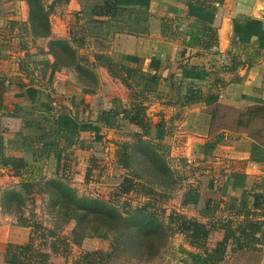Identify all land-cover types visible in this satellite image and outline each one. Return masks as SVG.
I'll use <instances>...</instances> for the list:
<instances>
[{
    "label": "crops",
    "instance_id": "0c3cea01",
    "mask_svg": "<svg viewBox=\"0 0 264 264\" xmlns=\"http://www.w3.org/2000/svg\"><path fill=\"white\" fill-rule=\"evenodd\" d=\"M11 2H18V14L15 10V14L8 18L12 25L9 32L6 34L0 29V34L8 36L10 42L16 40L14 47L19 54L27 53L36 43L37 48L40 42H45L50 49L47 45L55 37H67L65 30L61 31L52 24L50 36L34 39L28 25L27 0ZM70 3L74 4V12L69 14V19L72 16L76 19L75 14L81 10L80 1L71 0ZM142 18L143 31L139 34L112 31L106 38L101 35H88L82 39H85L88 49L96 55L95 62L101 61L105 64L109 60L114 67L121 68L120 70L126 72L123 78L132 88H138L135 79L138 76L155 77L156 81H149L146 88L157 87L160 97L156 98L152 94V100L144 103L149 106L148 110L155 106L160 111L165 106L180 109L175 115L182 124L187 125L189 134L194 136L195 175L196 182L199 183L196 187L200 193L197 205L199 213L208 211L207 201L208 206L215 209V212H224L231 216L257 213L259 222L264 221V0H151L148 14ZM198 20L206 21L217 30V46L208 49L183 43L184 38L190 37L185 36V31ZM105 43L107 49L104 54V51H99V44ZM5 46L0 44L2 48ZM2 48L0 71L9 81L4 95L6 109L1 116L4 153L8 158H21L34 165L37 177L39 174L43 177L42 173L48 169V164L53 165L54 173H60L66 156L64 152H53L49 156L41 154L36 158L34 147L25 146L23 140L44 132L27 126V121L43 120L46 116L55 114L62 123L77 126L80 137L84 140V137H88L85 134L87 131V134H96L106 130L113 121L114 124L124 123L123 119L122 122L119 119L112 120L118 113L107 101L117 98L121 100V96L107 93L101 96V101L105 103L101 104L103 109L100 108V113L103 110L109 111L106 113L109 123L102 119L99 121L101 123L98 120H88L89 113L86 116L85 109L82 114L87 119H80L81 106L84 108L90 101L85 103L86 99L92 96L90 93L74 90V68L63 66L55 74L60 79H67L64 85L55 86L57 95L54 96H57V103L51 97L53 93H48L45 87L53 79L49 53L37 60L33 57L24 60L23 56H18L16 62L17 55ZM5 52L8 53L4 54ZM22 62L26 67L24 70L21 69ZM95 64L98 66V62ZM128 69L132 72L130 77ZM38 70L40 74L37 73ZM27 71L32 77L30 80L27 79ZM95 71L101 85L102 79L109 80L103 77V72H98L97 69ZM189 84L202 90L207 95L206 98L190 105H184L182 101L175 103L176 100L183 99ZM129 101L135 103L131 97L128 98L127 102ZM216 103L237 109L240 122L238 125L234 122L222 127L213 136L210 111ZM165 113L159 112L160 115ZM220 132L223 137L215 142ZM54 141V137L45 138L48 144ZM207 142L214 143L209 153L206 152ZM92 145L90 143L85 147H75V163L89 165L91 154L87 153ZM0 167V176L16 179L18 183L23 180L14 174L11 164L4 165L0 162ZM0 228V264H11L5 261V245L9 242L28 243L32 228L11 222H3ZM262 229L264 230V225ZM87 242L85 240L82 247ZM51 256V262L59 261L60 264L62 258L63 263H66V259L60 255ZM259 264H264V247Z\"/></svg>",
    "mask_w": 264,
    "mask_h": 264
},
{
    "label": "rangeland",
    "instance_id": "374dc122",
    "mask_svg": "<svg viewBox=\"0 0 264 264\" xmlns=\"http://www.w3.org/2000/svg\"><path fill=\"white\" fill-rule=\"evenodd\" d=\"M11 1L13 0H0V29H3L6 34L12 28L10 19L8 18L13 13L15 14V10L18 14L19 5L17 0V3ZM54 1L55 0H42V3L44 4L45 11L47 10L49 12V19L52 22L51 24H53L55 28H59L61 31L65 30L67 33V37L55 38L68 39L70 42L69 46L58 44V49L56 48V50L54 49L53 51L51 48L49 49L46 47L45 42H40L37 48V43L35 44V47L32 46L28 51L29 53L19 54L14 47L16 40L10 42L9 37H5L2 34H0V44L6 45L5 47L8 46L7 48H3L8 50L9 53H15L17 55L15 58L16 62H18V56H23L24 60L25 58H28L29 60L30 57L36 58L35 60H37V58H42V56H50L49 62L51 63L52 61L51 75L53 79H51L52 83H46L47 85L45 87L48 93H53L51 96L53 100L57 97L54 96L57 95V89L55 86L60 84L64 85V82L67 80L57 77L55 75L58 72L57 70L62 69L63 66L74 68V73L76 74L74 76V81H72L74 90L77 92H84L85 94L87 92V94L90 93L92 96L90 97L91 99L89 97L86 99L87 101H85V103L89 100L90 101L84 105V108L81 106L80 119H87L84 113L82 114L83 109H85L86 116L89 113L88 120H98V123H101L99 122L101 117L109 112L108 110H103L102 113H100V108L103 109L101 104L103 105L105 103L104 101H101L103 93L121 96V100H118L117 98V100L114 101H107L109 105H112L111 108L118 113L117 116L112 118V120L119 119L122 122L121 119H123L124 123L114 124L113 121L111 124L109 123L107 128H105L106 130L103 132L100 131L96 132V134L95 132L87 134V131L85 133L88 136L84 137L86 138L85 146L90 143L93 144L91 150L87 153L88 155L91 154L89 165H84L83 162L75 163L77 159H74L73 153L70 158H65L63 161L60 173H54L53 165L48 164V169L43 171L45 173H42L43 177L39 174L36 178V182L43 178L48 179L57 176H64L69 183L77 189L80 195L99 196L106 200H111L118 207L126 210L144 205L147 202L154 204L149 205L148 209L155 211L164 224L166 226H171L172 228H170L166 234L165 243H163L164 245L161 247L160 253L155 257L153 256L148 259H142L132 251H127V253L121 254L117 257L113 264H193L194 259L189 252H194L198 250V248L193 246L186 234L178 229L177 218L180 214L196 217L203 222H207L208 226L212 228L216 224L213 228V232L209 235L207 242L209 247L213 246L216 241L223 239L230 228H235L240 224L247 225L250 220L259 222V215L257 213H245L242 214V217L238 216L239 214L231 216L224 212H215L214 216H204L199 213L197 207L198 204L182 203L185 193L190 192L188 193V197H193L191 192L194 189H198L196 186L199 183L196 182L195 175L196 147L193 140L194 136L189 134L186 128L187 125L184 123L182 124L180 118L175 115L180 109L175 106H165V109L163 107L161 108V111L163 113L166 111V113L160 115L159 112L161 111L158 106H155V108L151 110H148L150 108L147 104V106H145L146 117L148 122H150L151 128L150 134L145 135L144 139L152 141L153 147L156 151L167 160L171 173L165 172L164 170H160V173L158 172V169L152 170L151 167L157 163V160L152 157V150L148 149L146 151L141 147L142 145L138 142V137L136 136L137 132H143L142 129L139 126H133L126 122L123 115L120 116V114L123 113L124 108L132 106V102H127V100L135 89L128 85V81H125L123 78L125 77L126 72L120 70L121 68L118 69L114 67L109 60L105 61V64L101 61H96L98 62L97 66L94 61V59L97 58L96 55L92 53L90 48L88 49L85 39H82L84 38L82 36L84 33L81 29V23L74 19L73 16L69 19V14L74 12V4L70 3L71 0L67 2L60 1V3L57 4H55ZM23 10L24 12L26 10L24 9V6ZM25 13L27 14V11ZM30 44L31 42L29 45ZM99 45L101 47L99 48V51H104L105 54V50L107 49L106 43ZM47 46L50 47V44ZM1 48L2 47H0V49ZM41 49H43V51ZM80 49H82V53H80ZM73 50L75 54L72 53ZM47 52L49 53L48 55H46ZM7 53L8 52H5L4 54ZM79 57L81 58V65H85V67L89 68L90 71L95 74L93 80L91 79L89 81V79L86 80V78H84L85 81H83L80 78V67L78 65ZM53 64H57L58 68H56L57 66L54 68ZM96 69L98 72H103V77L109 79H102L103 85L100 84V80L97 77L98 73L95 71ZM120 71L124 73L123 76ZM0 73L3 74L1 71ZM37 73L40 74V70H38ZM26 74L28 75L27 79L30 80L32 77L28 71ZM100 75H102V73H100ZM8 82L7 79V83ZM174 91H176V89ZM91 92L95 93L93 94ZM60 102L63 101L61 100ZM211 108L216 110L219 114V118L213 123L212 135L215 136L219 129L235 122L238 115L233 113L231 108L220 103L214 104ZM159 130L163 133L162 138L157 137ZM121 141H130L134 143L131 150L134 157L136 156V161L133 163V167L129 170L117 168L115 153L118 144L117 142ZM139 154L151 158L150 160L154 164H144L140 161L141 158L138 157ZM65 161L70 164L66 169H64ZM1 168L2 167H0V170H2ZM197 172L199 171L197 170ZM125 176L133 177L135 181L141 182L142 184L144 183L146 187L137 185L136 187H132L130 191L125 192L122 184ZM148 186L154 187L157 190V194H153V196L147 194L146 188ZM13 188L21 191L20 182L18 183L16 179L8 178L4 175L0 176V226L3 225V222H11L13 224L21 225L31 224L32 227H28L32 228L31 235L34 236L36 250L50 251L49 264H55V262L56 264L59 263V261L51 262V255L53 254L60 255L66 259V263H63L61 258L62 263L60 264H75V259L82 249L109 248L111 239L106 240L99 237H88L86 239L88 242L85 244V247L73 243L71 245L72 248L69 256L52 253L48 244L56 237H53L52 231L44 228L56 229L58 236L61 238L66 236V241L72 242V238L77 236V234L75 235L73 233V229L77 226V220L71 219L70 221H67L63 211H58V205L53 202L49 193L37 192V185L35 186L36 191L32 194H28L25 191L26 194L24 193V200L12 196L5 197L6 190H11ZM1 202L3 204H1ZM173 216L175 219H172ZM0 246L2 247V244ZM58 246L60 250L65 248L64 243L61 242H58ZM231 247L232 243H229V250L226 258L220 264H259L258 256L252 250H237L236 252H233Z\"/></svg>",
    "mask_w": 264,
    "mask_h": 264
},
{
    "label": "trees",
    "instance_id": "16d2710c",
    "mask_svg": "<svg viewBox=\"0 0 264 264\" xmlns=\"http://www.w3.org/2000/svg\"><path fill=\"white\" fill-rule=\"evenodd\" d=\"M60 1L67 2L69 0H55L54 3H60ZM79 1L82 8L75 14V17L81 23V29L84 33L82 36L101 35L106 38L112 31H125L131 34L142 32V17L148 14L151 0ZM27 2L29 4L28 25H30L33 32V38L40 39L50 36L52 24L49 19V12L45 11L42 0H27ZM187 35L190 37L184 38L183 43L188 46H203L209 49L218 45L217 30L206 21L198 20L192 23L190 28L185 31V36ZM49 44L51 50L54 51L58 44L69 46L70 42L68 39H54ZM72 53L75 54L74 50ZM80 61L81 58L79 57L80 78L83 81H85L84 78L86 80L89 79V81L93 80L95 74L85 67V65H81ZM53 65L54 68L57 66V64ZM25 68L22 62L21 69L24 70ZM131 74V69H128V76L130 77ZM144 76H138V79L135 78L138 88H135L130 96L131 99L135 100V103H132L130 107L124 108L122 115L126 122L135 124L142 129L143 132L136 133L137 140L146 151L148 149L152 150V157L157 160V163L154 164L151 162V158L143 154H139L138 156L141 158L140 161L146 165L153 163L152 170L158 169L160 173V170L171 173L167 160L156 151L152 141L144 139L145 135L150 134L151 128L150 122H148L146 117V105L144 103L152 100V94L156 98L160 97L157 87L153 89L146 88V84L149 81H156L155 77L149 78ZM8 87L7 77L0 73V162L4 165L11 164L14 174L22 177L23 180L20 182L21 191L14 188L6 190L5 197L12 196L24 200L25 191L28 194H32L36 191L35 186L37 185V192L49 193L50 198L58 205V211H63L67 221L71 219L77 220V226L73 229V233L77 234V236L72 238V242L66 241V236L64 238L58 236L56 229L44 228L52 231L53 237H56L48 244L52 253L69 256L73 243L83 246L88 237H99L106 240L111 239L109 248L82 249L75 259V264H113L117 257L127 253V251H132L142 259L158 255L171 226H166L155 211L148 209L149 205H154L151 202L126 210L118 207L111 200H106L99 196L80 195L77 189L64 176L43 178L36 182L37 173L34 165L28 164L21 158H8L5 155L3 148L4 138L1 134L4 130L1 116L6 109L4 95ZM206 96L202 90L189 85L183 99L180 98L175 103L182 101L183 104L190 105L203 100ZM231 109L233 113H239L237 109ZM210 113L212 115V129L213 123L219 118V114L214 109ZM101 119L109 123L107 115L102 116ZM235 122V125L239 124L238 116ZM26 125L41 129L44 132L41 135L26 137L23 140L25 146L34 147L36 158L41 154L49 156L53 152H64L66 159H68L74 153L75 147H85V140L80 137L78 127L62 123L55 114L46 116L43 120L27 121ZM47 137H54L55 141L48 144L45 142V138ZM157 137H163V133L160 130ZM222 137L223 134L220 132L215 142L219 141ZM117 143L115 153L117 168L129 170L136 161V156L134 157L131 150L134 143L130 141ZM213 145V142H207V153L211 151ZM69 166L70 164L65 161L64 169ZM26 174L27 177H25ZM122 184L125 192L130 191L132 187H136L137 185L146 187L144 183L135 181L130 176H125ZM146 193L153 196V194H157V190L154 187L148 186ZM188 193L190 192L185 193L182 203L197 205L200 201V193L194 189L191 192L193 194L192 198L188 197ZM208 204L209 202L206 201V209L208 211L206 210L207 212L204 211L202 214L214 216L215 209L210 208ZM172 219H175L174 216ZM177 219L178 229L186 234L193 246L198 248L194 252H189L194 259L193 264H220L226 258L229 243H232L231 249L233 252L237 250H252L258 256V263H260L264 247V230L262 229L264 221L250 220L247 225L240 224L235 228H230L223 239L216 241L213 246L209 247L207 245L209 235L213 232L216 224L212 228L208 226L207 222L184 214L178 215ZM24 226H31V224H25ZM58 242L64 243L65 248L63 250H60ZM36 249L33 235L30 236V240L26 244L9 242L5 249V261L11 264H49L50 252L37 251Z\"/></svg>",
    "mask_w": 264,
    "mask_h": 264
}]
</instances>
